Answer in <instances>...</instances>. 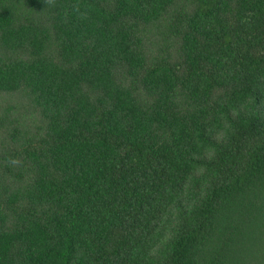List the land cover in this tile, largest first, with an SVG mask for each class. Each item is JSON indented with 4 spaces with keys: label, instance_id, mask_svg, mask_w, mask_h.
<instances>
[{
    "label": "trees",
    "instance_id": "16d2710c",
    "mask_svg": "<svg viewBox=\"0 0 264 264\" xmlns=\"http://www.w3.org/2000/svg\"><path fill=\"white\" fill-rule=\"evenodd\" d=\"M0 264H264V0H0Z\"/></svg>",
    "mask_w": 264,
    "mask_h": 264
}]
</instances>
